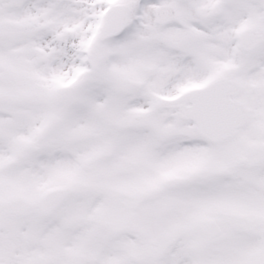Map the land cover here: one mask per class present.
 <instances>
[{"label":"snow or ice","instance_id":"6c2138e0","mask_svg":"<svg viewBox=\"0 0 264 264\" xmlns=\"http://www.w3.org/2000/svg\"><path fill=\"white\" fill-rule=\"evenodd\" d=\"M0 264H264V0H0Z\"/></svg>","mask_w":264,"mask_h":264}]
</instances>
